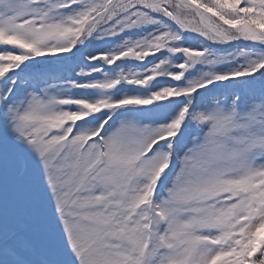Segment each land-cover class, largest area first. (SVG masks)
Masks as SVG:
<instances>
[{
	"label": "snow or ice",
	"instance_id": "snow-or-ice-1",
	"mask_svg": "<svg viewBox=\"0 0 264 264\" xmlns=\"http://www.w3.org/2000/svg\"><path fill=\"white\" fill-rule=\"evenodd\" d=\"M0 264H264V0H0Z\"/></svg>",
	"mask_w": 264,
	"mask_h": 264
}]
</instances>
